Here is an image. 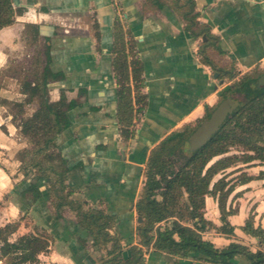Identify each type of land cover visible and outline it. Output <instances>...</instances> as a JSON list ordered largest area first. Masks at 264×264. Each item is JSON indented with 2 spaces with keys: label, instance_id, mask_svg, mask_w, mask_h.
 I'll return each mask as SVG.
<instances>
[{
  "label": "crops",
  "instance_id": "1",
  "mask_svg": "<svg viewBox=\"0 0 264 264\" xmlns=\"http://www.w3.org/2000/svg\"><path fill=\"white\" fill-rule=\"evenodd\" d=\"M155 1L14 0V7L24 13L0 30V72L20 62L25 48L31 51L25 47L27 42L33 47L28 58L35 56L36 46L39 50L29 68L41 66L38 63L40 58L45 60L46 46L50 69L63 74V80L49 85V96L55 102L64 92L78 104L69 113L72 126L56 141L68 161L70 199L116 217L112 233L122 239L124 261L132 257L131 248L139 243L137 228L143 219L139 222L136 206L148 182L145 172L151 152L171 133L187 125L195 127L204 119L206 107H216L222 94L226 79L203 62L205 51L215 67L233 65L240 75L264 66V0H194L197 21L219 37L224 55L212 46L203 47L206 36L196 39L186 30L175 7L177 0H159L160 7ZM117 25L125 33L127 51H133L143 66L142 93L147 97L129 141L120 136L117 120L118 84L113 68ZM31 26L39 28L37 40ZM215 73H219L217 79ZM4 79L7 86H0V99L22 102L25 95L21 84L18 88L16 74H4ZM8 82L17 88L11 89ZM5 106L0 108V228L19 223L11 242L24 235H49L50 250L40 255L38 264H107L111 246L95 247L76 211L68 206L58 211L47 195L36 204L23 199L26 187L19 188L24 173L17 154L27 148L28 140L12 114H1L7 112ZM38 109L37 101L25 104L24 116L29 118ZM226 211L230 212L227 218L233 235L218 231L223 225L218 199L206 197L204 217L214 227L202 232L203 239L218 249L240 243L253 252L259 250L258 239L246 234L243 227L253 215L255 227L264 228V178L236 187ZM59 213L61 219H57ZM26 215L32 221L22 219ZM144 250V264H207L196 254L179 257L153 248ZM0 264H9V258H1V243ZM235 264L248 262L237 258Z\"/></svg>",
  "mask_w": 264,
  "mask_h": 264
},
{
  "label": "trees",
  "instance_id": "2",
  "mask_svg": "<svg viewBox=\"0 0 264 264\" xmlns=\"http://www.w3.org/2000/svg\"><path fill=\"white\" fill-rule=\"evenodd\" d=\"M155 1V0H154ZM160 7L159 0L155 1ZM175 7L186 23V30L194 38L207 37L203 47H213L219 54H226L220 47V39L210 32V28L197 21L194 0H177ZM24 11L14 7V0H0V30L11 26L16 16ZM34 39L39 38V28L31 26ZM100 39L99 33L96 35ZM132 49V48H131ZM49 48L44 47L45 60L39 59L41 71L34 74L33 81L25 78L21 83V93L25 95L22 102H16L20 113L25 104L38 102L39 109L29 118L22 119L19 126L22 134L30 143L18 153L21 170L24 175L35 173L32 181L22 192L26 202L34 204L46 195L51 198L56 208L61 210L68 206L76 211L80 226L88 231L93 245L108 248L112 257L107 264H144L146 248L156 252H169L174 256L187 257L196 254L199 260L207 264H235L237 258L245 259L248 264H264V228L255 227V217L251 215L243 231L257 238L260 249L256 252L240 243H232L224 249H218L211 242L203 239L202 232L214 227L204 217L206 197L218 199L221 211L222 227L218 231L233 235L234 228L228 222L230 212L226 203L235 186L230 185L226 177L214 181L218 174L237 164L249 165L256 161L264 163V87L258 88L256 76L246 74L230 89L221 95V101L234 93L243 96V105L228 119L213 139L199 151L187 155L183 146L195 127L185 126L167 136L149 157L145 176L148 179L140 200L137 213L143 223L137 228L139 243L131 248L132 257L122 259V239L113 234L116 217L102 210L86 208L84 203L71 200L72 189L67 185L69 167L57 145L58 137L72 126L69 113L78 104L67 98L64 92L58 101H51L49 85L64 79L63 74H56L50 69ZM113 68L118 84L117 120L120 136L129 141L135 135V120L147 105V97L142 93L144 86L143 66L133 51H127L125 33L117 25L114 34ZM203 62L219 72L220 77L232 81L237 70L232 66L217 68L205 51ZM2 103L8 104L7 100ZM137 106V107H136ZM215 107H206L204 119H208ZM15 119V118H14ZM261 141L262 143H259ZM245 149L242 157H221L233 147ZM182 156V159H178ZM221 157L210 165L215 158ZM175 159L178 163H175ZM178 164V166H177ZM257 178H264V171ZM256 178L243 175L241 184ZM40 183L45 184L44 192ZM58 214L57 219H61ZM165 225L161 227V224ZM19 223L0 228L1 258H9V264H38L40 255L50 250L51 237L46 234L24 235L11 242L10 237L18 230Z\"/></svg>",
  "mask_w": 264,
  "mask_h": 264
},
{
  "label": "rangeland",
  "instance_id": "3",
  "mask_svg": "<svg viewBox=\"0 0 264 264\" xmlns=\"http://www.w3.org/2000/svg\"><path fill=\"white\" fill-rule=\"evenodd\" d=\"M26 44L27 45H25V47L28 46V50L31 49V51H27V48H25L26 50L23 51V53H22V55L20 57V60H19L20 62H14L11 65V68L7 69L4 72H0V86L1 87L2 86H7V81L4 79V74H7V75H9V74L15 75L16 74V76L19 78V83H18L19 84V87L18 88L20 89V84L22 83V81L25 78L34 79V74L41 71V66L39 68H34V67L29 68L30 67V64L32 62L34 63V60H37L38 59V52H39V50H37V46L35 45L36 46L34 48V50H35V56L28 58V54L30 52L32 53V48L33 47H32V43H27L26 42ZM28 44H30V46ZM32 58H34V59H32ZM29 61H31V62H29ZM263 72H264V66H261L260 65V66H257L254 69H251L249 72H245V74H241L240 75L239 73H237L236 77L231 82L228 81L227 79L225 80L226 83H224V85L221 86L222 91L220 93H222V94L226 93L230 89V87H231L232 84L238 83L244 77V75H246V74H251L253 76H256L259 73H263ZM4 80L6 81L5 84H4ZM8 87H10L11 89H14V87H16V85H15L14 82H8ZM221 95L219 96L217 105L221 102ZM231 97H234V98L239 99V100H243V96L240 93H234V94L231 95ZM15 103H16L15 101H12L11 103L5 104V103H2V100L0 99V108H1V106H5L6 105L5 108L7 110V112H2L1 114L2 115L3 114H7V115L8 114H12L14 116V118H15L14 119L16 121L15 123L16 124H20L21 120L26 118L24 116V113H26V111L24 110L23 113H20L18 107L15 106ZM2 111H4V110H2ZM0 122H1V118H0ZM200 122L201 121L196 122L195 125L196 126L199 125ZM259 143H262V142L259 141ZM27 145H28L27 147H30V143L29 142L27 143ZM22 150H20V151H22ZM245 153H246L245 152V149L243 147H241V146H238V147H233L228 154H226L224 156H221V157H233V156L242 157ZM185 154H187V151H185ZM181 157L182 156H180L178 159L184 160ZM221 157L215 158L210 165H212L215 161H217ZM17 158H18V154H17ZM176 162L178 163V160L175 159V163ZM177 166H178V164H177ZM20 171L22 173L21 167H20ZM263 171H264V163H262L260 161H256V162L251 163L249 165H245V164L239 163L236 166L231 167V168L227 169L226 171L218 174L214 181L216 182L219 179H221L223 177H226V179L229 182V184L230 185H234L235 188H236V187H238L241 184L240 181H241L243 175H248V176L257 178V177L260 176V174ZM34 178H35V173L34 172H33V174H30L29 176L24 175V178L22 179V182H20L21 184L19 185V188L24 189L32 181H34ZM40 185L42 186L43 191L46 192V186H45V184L40 183ZM17 191H18V189H17ZM22 219H24V220L28 219V221H32V218L29 217V216H27V215L24 218H22Z\"/></svg>",
  "mask_w": 264,
  "mask_h": 264
},
{
  "label": "water",
  "instance_id": "4",
  "mask_svg": "<svg viewBox=\"0 0 264 264\" xmlns=\"http://www.w3.org/2000/svg\"><path fill=\"white\" fill-rule=\"evenodd\" d=\"M204 40H206V37ZM214 76L217 79L219 73H215ZM223 83L224 81H222V84ZM254 85L258 88L264 87V74L259 77ZM242 105V100L231 96L222 100L215 107L210 117L204 120L187 139L183 146L184 151H187V154L191 155L206 146L226 124L227 119ZM139 222H142L141 217L139 218Z\"/></svg>",
  "mask_w": 264,
  "mask_h": 264
},
{
  "label": "flooded vegetation",
  "instance_id": "5",
  "mask_svg": "<svg viewBox=\"0 0 264 264\" xmlns=\"http://www.w3.org/2000/svg\"><path fill=\"white\" fill-rule=\"evenodd\" d=\"M264 74V72L262 73V75ZM261 76V75H260ZM204 120H206V119H203L201 122H200V124L204 121ZM199 124V125H200ZM199 125H197V126H195V130H196V128L199 126Z\"/></svg>",
  "mask_w": 264,
  "mask_h": 264
}]
</instances>
